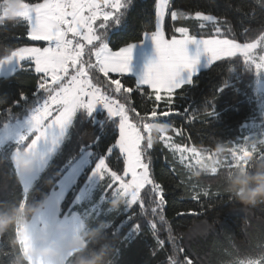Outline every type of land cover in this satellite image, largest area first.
Listing matches in <instances>:
<instances>
[{
	"label": "snow or ice",
	"instance_id": "1",
	"mask_svg": "<svg viewBox=\"0 0 264 264\" xmlns=\"http://www.w3.org/2000/svg\"><path fill=\"white\" fill-rule=\"evenodd\" d=\"M256 3L264 13V0ZM137 7L138 0H24L15 19L5 17L0 23L24 27L23 33L12 37L18 45L0 49V158L20 184V195L0 204L25 207L30 194L40 189L45 171L59 160L47 177L54 183L43 197L44 208L25 229L29 238L19 240V225L12 230L13 241L19 240L13 243L12 264L35 251L37 235L49 241L64 235L79 237L101 221L108 237L126 228L123 240L128 245L138 243L147 228L155 241L152 255L169 249L163 264H200L183 246V235L174 234L166 219V190L154 175L150 154L155 144L177 154V162L190 174L204 161L218 158V145L223 156L207 170L209 175L254 169L264 162V21L258 29L234 28L227 16L183 12L174 7V0H153L146 17L135 15ZM168 18L173 22L171 34L166 30ZM181 19L195 21L196 30L177 26ZM137 29L136 39L121 38ZM214 66L218 71L227 68L229 76L202 107H196L192 90ZM23 72L36 74L31 95L13 87L17 74ZM227 90L255 104L260 123H248L256 119L252 113L243 125L248 135L214 140V148L176 142V137L186 141L191 137L174 118L188 125L225 120L234 106L218 110L216 101ZM85 124L94 130L89 139ZM153 129H159L155 139ZM21 155L37 157L34 170L21 171L17 164ZM191 187L193 199L209 198L208 207L235 202L231 192L224 198L225 185L216 190ZM69 193L72 198L65 203ZM117 199L124 201L122 207L108 206ZM113 212L123 216L118 223L108 219ZM162 227L167 230L163 239ZM72 255L66 253L61 264H68ZM228 256V264H264V240L248 254ZM25 264L53 262L31 256Z\"/></svg>",
	"mask_w": 264,
	"mask_h": 264
},
{
	"label": "trees",
	"instance_id": "2",
	"mask_svg": "<svg viewBox=\"0 0 264 264\" xmlns=\"http://www.w3.org/2000/svg\"><path fill=\"white\" fill-rule=\"evenodd\" d=\"M5 1L7 0H0V5ZM20 1L24 2V0ZM25 2H28V0H25ZM152 2L153 0H138L135 15L146 17L152 10ZM174 7L183 12L201 10L214 15L227 16L234 28L243 25L258 29L260 22L264 21V13L261 12L256 0H174ZM245 13H248V15H245ZM3 22L4 19H0V23ZM172 23L171 19L168 18L166 30L169 34H171ZM176 24L177 26H189L193 31L196 30V22L193 20L181 19ZM148 30H152L150 25ZM136 31L138 29L133 31L131 35L124 33L121 38L136 39ZM23 32V26H13L10 22L0 25V49L7 44L18 45L19 41L12 39V37ZM237 34L239 35V31ZM113 39L116 38L113 37ZM31 43L43 46V43ZM228 76L227 68L218 71L215 66L212 70L202 74L198 87L192 90L191 93L193 101L198 102L196 107H202L204 99L210 98L218 83L222 79L228 78ZM244 79L247 81L248 77H244ZM12 83L16 92L22 91L31 95L35 90L36 74L34 72L18 73ZM136 102L139 104L138 99ZM216 104L218 110H222L227 105L234 106L233 110L221 123L214 121L202 123L197 120L194 124L188 125L180 118H174V123L177 126L183 125L186 134L191 137L190 141L176 137V142L203 144L205 147L214 148V140H232L242 135H248L249 129H245L243 125L246 122L245 117L250 116L252 113H255L256 119L255 121L248 120V123L252 124L254 122L257 125L260 123L258 107L255 104H249L244 97L236 95L231 90H227L221 95ZM252 130L258 131V129ZM83 131L86 132L85 139H89L94 130L85 124ZM153 135V139H155L156 133ZM150 154L153 159L154 175L165 186L166 190V199L168 200L165 208L166 219L170 223L174 234L183 235V246L195 257H198L200 264H228V253L243 256L254 250L255 246L264 240V205L246 209L235 201L229 205L215 202L212 207H208L211 202L209 198L204 197L200 201L192 198L194 193L191 186L196 184L210 186L213 190L225 185L226 191L232 177L241 169L233 170L225 175L212 176L207 174L209 168L215 167L221 162L223 152H217L218 158L204 161L203 166L194 167L192 174L177 162V154H173L160 143L155 144ZM58 164L59 160L57 159L45 171L43 174L45 178L40 182V189L30 194L28 204H34L36 201L43 199L45 193L52 188L54 181L47 179V177L54 172ZM258 167L259 163H256V167L250 170L256 171ZM198 171L202 174L197 175ZM56 175H59V173H56ZM227 192H224L225 199L228 196ZM19 195L18 177L13 175L5 161L0 164V202L14 200ZM71 198L72 194L70 193L65 203L70 201ZM16 208L15 204H0V217L14 216ZM133 211H137L135 206ZM177 212L185 215L178 217ZM113 215L108 217L113 222L118 223L123 218L122 214L118 212H114ZM31 217L28 218V221ZM101 219L103 220V218ZM23 220L24 218L17 217L14 226L22 225ZM140 222L143 224V219ZM103 223L101 221L100 225L96 227L89 225L86 250L72 255L68 264H75L80 255L90 256L93 251H98L102 247H108L106 264H110V260L113 261V264H163L165 261L168 247L166 246L164 250H158L156 255H152L155 241L147 228H145V234L138 243L128 245L123 240L124 233L127 231L126 228L114 237H108L105 234ZM13 228H10L6 235L0 236V253L6 252L9 254L7 257L0 254V261H5V264H12L13 243H19V240L13 241ZM160 236L162 239L167 236L166 228L162 227L160 229ZM25 260L24 256L17 257L15 264H25Z\"/></svg>",
	"mask_w": 264,
	"mask_h": 264
},
{
	"label": "clouds",
	"instance_id": "3",
	"mask_svg": "<svg viewBox=\"0 0 264 264\" xmlns=\"http://www.w3.org/2000/svg\"><path fill=\"white\" fill-rule=\"evenodd\" d=\"M156 132L159 129H155ZM155 142V140H154ZM217 152H223V148L219 145L216 148ZM4 159H0V164L4 163ZM37 162V157H29L21 155L17 163L21 171L31 172ZM256 167V164L254 165ZM202 172H197L201 175ZM226 191L234 194V199L244 208H254L259 205H264V162L259 163L258 170L251 171L250 169L241 168L231 179ZM122 199L114 200L111 203L113 209H119L123 205ZM44 207V200L36 201L34 204H27L24 208L17 206L15 214L12 217H0V236L5 235L10 228H13L16 218H24L23 222L27 225L28 218L36 215L42 211ZM68 251L86 250V246L81 241H73L68 246ZM64 249L58 245L51 244L47 247L36 248L33 255L35 257L51 260L53 264H60ZM108 255V247H102L98 251H93L90 256L80 255L75 264H106V257Z\"/></svg>",
	"mask_w": 264,
	"mask_h": 264
},
{
	"label": "rangeland",
	"instance_id": "4",
	"mask_svg": "<svg viewBox=\"0 0 264 264\" xmlns=\"http://www.w3.org/2000/svg\"><path fill=\"white\" fill-rule=\"evenodd\" d=\"M23 4H24V2H22L20 0H7V1H5L4 3H2L0 5V19L3 20L5 17H7L8 19H15L16 15L23 10ZM38 43H42V42H38ZM38 46H40V45H38ZM140 55L142 56V53ZM154 133H157L155 131V129H153V134ZM153 138H154V135H153ZM19 158H18V160H19ZM18 166H19V164H18ZM69 195H70V193L68 194V196ZM68 196H67V198H68ZM108 206L111 207V205H108ZM113 214H114V212L111 213V214H109V216H114ZM30 221H31V219L28 221L27 225L25 223H23L22 225H20V228L22 229V231H21V233L19 235V240H25V239H28L29 238V232L26 231L25 229H27L28 226L30 225ZM59 230L62 231V232L65 231V229H63V228H60ZM88 234H89V230L88 231H84L79 237H70L68 235H64V236H62V238L60 240H57V241H49V240H46V239L40 237L39 235H37L35 237V242H36V245H37L36 248H39V247H47V246L55 243L61 249H64L63 255L61 257V260H62V258L64 257V255L66 253H72L74 255L75 253H77V252L80 251V250H76V251H68L67 250L68 249V246L73 241H81L86 246L87 245V237H88ZM33 253L34 252H29L26 256H24L26 258V260L29 257L34 256ZM61 260H60V264H61Z\"/></svg>",
	"mask_w": 264,
	"mask_h": 264
}]
</instances>
